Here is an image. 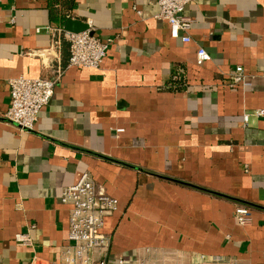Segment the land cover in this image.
<instances>
[{"label":"crops","instance_id":"obj_1","mask_svg":"<svg viewBox=\"0 0 264 264\" xmlns=\"http://www.w3.org/2000/svg\"><path fill=\"white\" fill-rule=\"evenodd\" d=\"M158 12V0H0V264L61 263L60 198L85 172L119 201L107 264H264V116L243 118L264 108V0H192L188 43ZM69 19L109 42L99 68L69 66L66 41L34 54L53 43L36 29ZM238 65L247 77L231 88ZM21 76L58 77L31 130L4 118Z\"/></svg>","mask_w":264,"mask_h":264},{"label":"built area","instance_id":"obj_2","mask_svg":"<svg viewBox=\"0 0 264 264\" xmlns=\"http://www.w3.org/2000/svg\"><path fill=\"white\" fill-rule=\"evenodd\" d=\"M192 0H158L159 12L156 18L166 20L170 25V34L173 38L188 43L191 41L190 29L192 18L184 14L186 6ZM90 26L81 32H69L64 28L47 25L38 27L37 32L45 30L52 36L51 48L47 51L35 52L39 56L51 55L60 50L62 42L69 44V66L99 68L107 56L109 42L96 36ZM57 55V54H56ZM201 60L211 59L204 47L197 50ZM246 74L242 66H236L231 74L228 86L233 88L243 83ZM58 78V77H57ZM56 79L16 77L9 80L10 106L4 118L17 124L23 129H34L39 114L54 95ZM264 116V108L244 114L247 124L251 116ZM60 201L70 207L68 240L70 244L62 250L60 264H91V254L95 251L103 253L99 264H107V253L111 237L103 233L106 217L112 215L118 208L117 198L108 194L103 186L97 184L85 172L81 178L63 189ZM235 215L239 223L247 225L252 221V209L247 205H237ZM16 239L23 244L30 245L28 235L18 234ZM213 260L212 264L218 263ZM123 264L124 259H119ZM225 264H238L236 261Z\"/></svg>","mask_w":264,"mask_h":264},{"label":"water","instance_id":"obj_3","mask_svg":"<svg viewBox=\"0 0 264 264\" xmlns=\"http://www.w3.org/2000/svg\"><path fill=\"white\" fill-rule=\"evenodd\" d=\"M88 28L87 23L78 20L69 19L66 23L65 29L69 32H81Z\"/></svg>","mask_w":264,"mask_h":264}]
</instances>
